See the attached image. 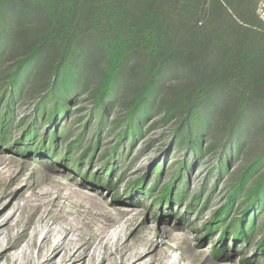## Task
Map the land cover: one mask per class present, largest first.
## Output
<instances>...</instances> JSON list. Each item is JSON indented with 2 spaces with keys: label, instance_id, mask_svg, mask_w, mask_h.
Here are the masks:
<instances>
[{
  "label": "trees",
  "instance_id": "trees-1",
  "mask_svg": "<svg viewBox=\"0 0 264 264\" xmlns=\"http://www.w3.org/2000/svg\"><path fill=\"white\" fill-rule=\"evenodd\" d=\"M256 4L257 0H0V103L6 102L0 136L10 140L6 126L12 108L26 93L41 95L36 110L48 121L85 95L100 124L112 113H123L132 135L140 133L150 111L161 112L163 122L175 123L174 138L180 146L197 155L212 152L219 157V168L245 153L235 193L245 185L261 204L264 21L256 14ZM62 134L45 131L40 141L27 145L44 150L48 174L57 170V160H63L57 148ZM61 165L70 172L81 169ZM157 185L158 181L149 192L159 190ZM170 185V191H159L164 193L161 198L173 193ZM254 218L248 225L245 217L234 219V238L256 236ZM219 222L221 218H213L207 231Z\"/></svg>",
  "mask_w": 264,
  "mask_h": 264
},
{
  "label": "rangeland",
  "instance_id": "rangeland-1",
  "mask_svg": "<svg viewBox=\"0 0 264 264\" xmlns=\"http://www.w3.org/2000/svg\"><path fill=\"white\" fill-rule=\"evenodd\" d=\"M40 96L15 100L10 140L0 136V264H264V201L245 185L235 193L245 153L219 168L212 152L180 146L161 112L132 135L123 113L100 124L85 95L48 121L36 110ZM45 131L64 136L51 174L44 150L27 146ZM241 217H255L250 240L233 236ZM213 218L222 222L208 232Z\"/></svg>",
  "mask_w": 264,
  "mask_h": 264
},
{
  "label": "built area",
  "instance_id": "built-area-1",
  "mask_svg": "<svg viewBox=\"0 0 264 264\" xmlns=\"http://www.w3.org/2000/svg\"><path fill=\"white\" fill-rule=\"evenodd\" d=\"M256 14L262 21H264V0H257Z\"/></svg>",
  "mask_w": 264,
  "mask_h": 264
}]
</instances>
